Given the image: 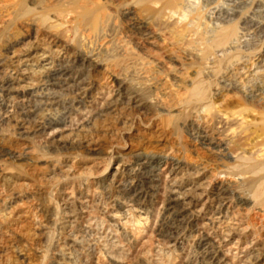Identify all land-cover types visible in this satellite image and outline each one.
Returning <instances> with one entry per match:
<instances>
[{
  "label": "rangeland",
  "instance_id": "374dc122",
  "mask_svg": "<svg viewBox=\"0 0 264 264\" xmlns=\"http://www.w3.org/2000/svg\"><path fill=\"white\" fill-rule=\"evenodd\" d=\"M25 1L30 5L31 0ZM94 1L102 4V11L110 15L109 24L103 34L100 35L95 30L93 21H88L79 26V31H75L71 25L73 19H67L63 27L54 29L70 49L92 56V59L99 63V69L90 72L88 76L89 81L95 82L94 87H98L99 91L82 96L72 89L47 88L39 92L44 97L35 103L32 99L7 100L0 90V168L16 172L26 180L27 185L18 187L17 192L18 204H22L21 208L24 207L28 218L24 222V229H19L16 225L19 224L17 217L13 220H0V250L3 251L0 253L3 258L1 260L0 257V264H56L59 253L74 251L68 243L74 239L79 240L82 246V249L73 253L79 254L74 255L77 263L95 260L100 262L99 264H111L109 257L113 251V240H102L82 231L78 224L71 225L69 214H78L81 207L77 202L73 203L74 206L66 204L61 194L62 189L73 183L76 184L75 187L88 184L93 207L91 210L95 211L94 215L99 219L96 220L97 226L99 225L97 228L101 230L106 228L103 216L115 205L110 194H116L134 183L140 187L141 179L133 171L126 169V174L120 175L107 190L103 191V186L96 184V181L116 168L118 162L123 159V164L129 165L130 151L134 147L141 145L153 151L162 147L157 143L160 142L172 148L175 156L192 167L204 163L213 167L215 154L187 129L190 114L181 109L174 110V104L180 97H177V94L181 95L183 92L178 86L181 84L182 87H188V81L180 80V77L198 79L207 90L208 101L219 104L221 100L218 95L223 92L221 81L228 73L220 55L228 49H215L214 42L218 39L224 40L232 33L243 32L246 19L253 14L264 19V0H242L243 15L230 17L231 20L227 19V14L236 0H191L188 9H181L175 27L164 29L153 25L154 33L159 38L155 34L151 38H145L135 31L125 14L126 1ZM18 3L19 0H0V61L5 58L14 36L16 38L18 35L19 38L21 34L20 30L11 24L12 11ZM42 5L46 7L54 3L43 0ZM34 7L40 9L37 4H34ZM139 8L142 9V6ZM139 8L137 6V9ZM155 37L161 46L152 50L148 42ZM263 40L264 33L250 34L239 50L252 53L254 49L261 47ZM78 70L77 73H83L81 68ZM121 81L128 90L139 92L148 98L154 108L151 109L154 114H136L138 112L120 108L117 112H112L113 114L110 111L108 115L104 113L107 101L118 89ZM259 83L260 93L264 97V78L261 81L256 78L243 81L244 88H251ZM245 96L247 95L241 91H233L228 93L225 104L236 105L243 102ZM249 106L264 116V98L260 102H250ZM54 118L65 120L60 125V128L67 129V134L61 138L62 141L53 139L49 133H42L43 123ZM168 122L173 123L171 129L163 131L162 126H166ZM217 138L228 139L224 136L223 128ZM229 142L231 146L235 145V140L230 139ZM69 158L87 164L98 163L99 167L94 171H86L87 174L72 175L69 174V166L65 161ZM228 163L230 162L225 161V164ZM213 168L217 171L213 172L208 192L212 191L213 186L237 185V177L221 173V166ZM6 194H10L9 190L0 187V196L5 197ZM162 194L156 198L157 201H147L150 218L146 222H139L136 214L127 216L125 226L130 232L133 231V238L121 241L122 252H114L116 259L122 264H210L205 259V248L200 241L202 212L193 218L181 219V223L175 221L171 225L162 216ZM49 213H52V217ZM207 213L210 215V212ZM244 218L246 225L254 230V236L252 234L251 238L255 237L254 240L258 239L264 243V215L254 211ZM35 226L43 227L35 230ZM165 231H171L170 246L159 245V234Z\"/></svg>",
  "mask_w": 264,
  "mask_h": 264
},
{
  "label": "bare ground",
  "instance_id": "6f19581e",
  "mask_svg": "<svg viewBox=\"0 0 264 264\" xmlns=\"http://www.w3.org/2000/svg\"><path fill=\"white\" fill-rule=\"evenodd\" d=\"M49 1L54 5L45 7L42 5L43 0H31L30 5H28L25 0H19L12 11L11 24L16 26L21 34L18 33L20 34L19 38L18 35L16 38L14 36L5 58L0 61V90L4 94L3 97L8 98L7 100L22 99L24 101L32 99L36 103L44 97L39 92L47 88L72 89V91L75 90V93L77 91L82 96L90 95L93 91H99L98 87H94L95 82L89 81L90 78L88 77L90 72L99 69V63L92 59V56L70 49L59 37L54 27H63L67 19H73L72 29L79 31V26L85 25L88 21H93L95 30L101 35L109 24L110 15L103 12L102 4L94 0ZM124 1H126L125 14L132 22L135 31L145 38H151L155 34L153 25H158L164 29L175 27V21L180 17L181 9H188L191 3V0ZM241 2L242 0H236L228 10V20H231L230 17L243 15V4ZM34 4H37L40 11L34 7ZM137 6L138 8L142 6V9H137ZM254 15L246 19L243 32L232 33L227 35L226 39H218L214 42L215 49L220 47H227L228 49L220 55L224 59L226 71L228 72L221 81L223 92L218 95L221 102L217 105L210 103L204 84L196 78L184 76L180 77V80L188 81V87H182L181 84L178 86L183 92L181 95L177 94V97H180L177 98L174 104V110H182L190 114L187 129H189L191 135L215 154L213 156V167L217 166L219 168L221 166L222 168L219 170L221 173L237 177L238 183L236 186L222 184L213 186L212 191L208 192L211 177L217 169L207 166L205 163L192 167L175 156L172 148L157 142L162 147L157 150L154 149L155 151L148 150L147 147L141 145L134 147L130 151L129 165H124L123 159L118 162L116 168L108 171L103 178L96 181V184L103 186V191L107 190L120 175L125 173L126 169L133 171L141 179L140 187L137 183H134L129 188L117 191L116 194H110L115 205L102 218L105 220L106 228L100 227L103 228L101 230L97 228L99 225L97 226L96 220L99 219L94 215L95 211L93 213L91 210L93 207L90 200L91 193L89 187H87L88 184L75 187L76 184L73 183L64 186V189H62L61 194L66 204L71 206L74 202H77L80 205L78 206L81 207L78 212L76 211L78 214H69L70 224H73V226L78 224L82 231L102 240H113V251H110L112 255L110 256L108 253L111 264H122L116 259L114 252L118 253L122 250V240L133 238V231L130 232L125 226L127 216L136 214L135 217L137 216L139 222H146L150 218L148 216L149 209L147 210L146 206L147 201L149 202L150 199V201L156 200L161 193L164 197L161 203L164 214L162 216L171 225L175 221L178 223L181 219H190L202 212V240H200L201 238L199 240L205 248V259L210 264H264V243L258 239L254 240L255 237L251 238L254 230L246 225V219L244 218L254 211L264 215V116L249 106L250 102H260L264 97L260 93V83L251 88H244L243 85V81L248 78H256L260 81L264 78V40L261 47L254 49L252 53L240 52L239 50L240 45L244 43L247 36L254 33H264V19L257 18ZM157 37L148 42V46L152 50L159 49L161 46L157 41L159 37ZM79 68L82 69L83 73H77ZM118 86V89L114 91L113 95L111 94L112 97L107 101L108 104H106L104 113L108 115L110 111L113 114L119 108L138 112L136 114L152 112L151 109L154 108L149 103L148 98L139 92L128 90L124 86V82L119 83ZM237 90L247 95L243 102L236 105H226L225 101L228 93ZM64 121L55 120L54 118L43 123L41 126L42 133H49L50 136H53V139L62 141L61 138L67 134V129L60 128ZM172 124L168 122L164 127L161 125L162 130L171 129ZM222 128L225 138L235 140L234 146H231L230 139L217 138ZM65 161L69 166V174L72 175H83L86 171L92 169L94 171L99 167L98 163L87 164L70 158ZM225 161L230 163L225 164ZM65 171L68 172V170ZM25 181L16 172L0 168V187H5L11 194H8L9 196L6 194L5 197H3L5 194L0 196V220H13L14 217H17L19 224L16 225L19 226V229H24V222L28 219L24 207L21 208L22 204H18L17 192L18 187L27 185ZM80 182L82 183V180ZM99 190L97 191L99 192ZM99 193L101 194V192ZM117 200L123 202H116ZM97 203L99 202L97 201ZM109 208L110 206H108ZM207 212H210V215ZM49 214L52 217V213ZM42 227L35 226L34 229L39 230ZM170 233L165 231L159 234L162 242L159 241V245H171ZM198 236L200 235L198 234ZM78 241L74 239L68 242L69 247L73 248L74 251L59 253L56 264H79L74 256L77 253L73 254L76 250L82 249ZM0 253L2 254L3 251L0 250ZM99 263L95 260L80 262V264Z\"/></svg>",
  "mask_w": 264,
  "mask_h": 264
}]
</instances>
